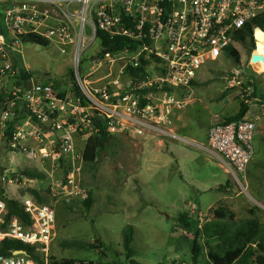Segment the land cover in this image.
<instances>
[{"label":"built area","instance_id":"obj_1","mask_svg":"<svg viewBox=\"0 0 264 264\" xmlns=\"http://www.w3.org/2000/svg\"><path fill=\"white\" fill-rule=\"evenodd\" d=\"M0 10V90H6L3 84L11 75L30 73L24 60L26 36L52 41L63 54L71 51L79 94L61 92L53 81L31 79L30 88L14 87L0 104V140L13 153L52 160L63 168L65 175L57 183L60 191L53 188V192L71 203L88 198L81 187L87 142L79 149L76 136L88 140L103 128L112 136L154 131L190 142L172 126L190 103L198 72L223 55L230 56V48L237 50L241 43L237 34L264 15V0H0ZM101 33L132 43L120 50L98 45L99 56L89 59L91 70L84 72L83 58L93 49L86 42L99 43ZM103 67L105 83L98 85L96 74ZM239 74L235 72L234 83ZM244 91L249 104L250 86ZM21 106L26 116L18 122ZM257 121V116L248 114L231 122L222 119L208 132L209 147L223 158L241 186L255 157ZM17 202L28 222L11 215L1 198L0 246L7 240L18 241L31 252L0 255V264H51L57 238L56 208L39 203L32 195Z\"/></svg>","mask_w":264,"mask_h":264},{"label":"rangeland","instance_id":"obj_2","mask_svg":"<svg viewBox=\"0 0 264 264\" xmlns=\"http://www.w3.org/2000/svg\"><path fill=\"white\" fill-rule=\"evenodd\" d=\"M87 31L90 34V28ZM49 42L48 47L26 43L24 60L30 67V78L24 74L7 77L3 84L6 90H0V104L9 98L8 92L14 87L30 88L31 79L53 81L61 92L73 86L78 89L71 51L63 54L57 44ZM89 45L93 49L83 58L84 72L91 70L89 59L99 56V43L86 42V46ZM237 51L238 61L228 54L223 55L218 62L208 63L198 72L188 105L191 104L194 126L210 122L212 126L237 114L240 101L247 98L244 86L253 81L249 113L258 117L255 157L246 176L241 178L242 186L230 174L214 168L210 155L195 145L162 137L154 131L142 136L115 135L98 154L95 163L82 166L81 187L93 201L90 209H86L82 201L66 203L54 195L53 188L60 191L57 183L65 175L63 168L59 169L52 160L13 153L5 141L0 140V184L4 196L20 201L26 195L36 198L32 191H37L45 204L57 210V238L51 248L53 258L94 264H130L123 247V231L131 225L134 228L133 259L139 264H211L210 248L221 251L224 243L209 242L207 235L201 234V253L195 261L192 248L197 227L202 230L208 226L209 232L217 228L234 230L247 220L257 221L264 227V68L258 61L257 40L249 38L237 44ZM235 72L240 74L234 83ZM106 74L104 67L97 71L98 85L105 83ZM20 108L18 122L26 116L25 109ZM150 134L177 150L172 154L167 147L160 146L158 139H153V143L145 142L142 147L140 141ZM86 140L81 134L76 136L77 147L82 149ZM28 174L44 177L32 179ZM226 181L218 188L222 195L210 190ZM184 198L193 203L188 211L181 201ZM211 203L214 205L207 211ZM185 213L192 215L191 222L195 225L192 230L178 223ZM68 241L93 247H73L66 243Z\"/></svg>","mask_w":264,"mask_h":264},{"label":"trees","instance_id":"obj_3","mask_svg":"<svg viewBox=\"0 0 264 264\" xmlns=\"http://www.w3.org/2000/svg\"><path fill=\"white\" fill-rule=\"evenodd\" d=\"M1 14V10H0ZM259 27L264 29V15L257 17L252 20L251 23L247 24L246 27L237 34L236 38L242 44L246 42L249 38L252 41L255 40L254 28ZM26 43H32L36 45H40L43 47L49 46V41L34 35L30 34L25 37ZM132 42L126 38H115L111 39L106 34H99V45L103 49L108 50H120L126 47L128 44ZM230 57L238 61L239 55L238 51L234 48L229 49ZM141 70V69H140ZM136 72V70H135ZM73 75V73H71ZM28 78H30L29 74H25ZM253 85V81H250L245 85L247 86ZM56 87V86H55ZM57 88V87H56ZM73 93L79 94L77 89L73 86L72 89ZM254 98V97H253ZM251 99V98H250ZM86 100H83V104H85ZM250 111V104L246 103L245 100L240 101V108L236 115L231 117L223 118L226 122L236 121L245 117ZM100 123V122H99ZM100 126H104V124H99ZM99 133L92 135L86 144L85 151H84V164H92L95 163L98 157V154L106 149L109 145L112 135L106 133L105 130H102ZM29 176L34 178H43V174H28ZM32 193L36 196L37 200L41 204H45V200L41 197V195L37 191H32ZM4 190L0 184V198L5 199L8 205V209L11 215H17L24 221L28 222L27 216L24 213L23 208L21 205L14 200H10L4 196ZM92 198L88 194V198L85 201H82V205L86 209H90L92 206ZM178 223L187 230L194 229V224L191 222V217L188 214H182L178 219ZM218 227V224H217ZM216 227V228H217ZM202 229V228H201ZM201 234H205L210 241H216L219 243H224V248L221 251H213L210 248L209 257L212 261L211 264H264V227L260 225L259 222L254 220H247L241 226L237 227L234 230H223L217 228L215 231L209 232L208 226L204 229L199 230L197 227L195 229V239L193 242V258L195 261L198 260L201 247L199 245V240L201 238ZM124 236V243L123 247L125 249V253L128 257V261L130 264H138L134 259V250L132 249V244L134 241V228L133 226H127L123 231ZM68 245L78 248H92L93 245L85 244L79 241H68L66 242ZM16 250H26L31 252L29 247L23 245L18 241H10L7 240L3 242L0 246V255L10 256L12 251ZM51 264H94L93 262H85V261H77V260H62L58 261L55 258L51 257Z\"/></svg>","mask_w":264,"mask_h":264},{"label":"crops","instance_id":"obj_4","mask_svg":"<svg viewBox=\"0 0 264 264\" xmlns=\"http://www.w3.org/2000/svg\"><path fill=\"white\" fill-rule=\"evenodd\" d=\"M190 106H191V104H190ZM190 106L188 105V107H186L184 110L180 111L177 114V116L175 117V120H174V126H172L173 131L175 133L185 137L186 139H188L190 141L189 143H184V144L195 145V146H197L198 149H200L201 151L206 153V155L209 154L210 157L214 160L213 167L223 171L222 172L223 174L229 175V167L226 164V162L223 160V158L216 151L212 150L208 145V132H209V129L212 127L210 124L211 122L207 123V124H200V126H194L195 123L192 122L194 115H193L192 111L190 110ZM248 115L254 117L250 113H248ZM152 135L151 134L149 136L147 135L144 138V140L140 141L142 144V147H143V144L145 142H152L153 139L154 140L158 139L160 146L167 147V150L168 151L170 150L172 152V154L175 152V150H177V148L175 146H172V148H170V145L168 144V142H165V144H164L162 139H159L158 136H152ZM178 142H180V141H178ZM181 143H183V142H181ZM227 181L225 183L216 184L210 190L217 192L219 196L222 195V193L220 191H218V188L223 186L224 184H226ZM221 199H222V197L219 200H217V202L220 201ZM181 201L184 204V206L187 208V211H188L189 206H193L192 201L188 200L187 198H184ZM213 205H214V203H211L206 208L207 211ZM190 211H192V207H191ZM199 213H200V211H199ZM190 216L192 217V215H190Z\"/></svg>","mask_w":264,"mask_h":264},{"label":"bare ground","instance_id":"obj_5","mask_svg":"<svg viewBox=\"0 0 264 264\" xmlns=\"http://www.w3.org/2000/svg\"><path fill=\"white\" fill-rule=\"evenodd\" d=\"M257 44H258V61L260 62V66L264 68V32H260L257 35Z\"/></svg>","mask_w":264,"mask_h":264},{"label":"water","instance_id":"obj_6","mask_svg":"<svg viewBox=\"0 0 264 264\" xmlns=\"http://www.w3.org/2000/svg\"><path fill=\"white\" fill-rule=\"evenodd\" d=\"M260 32H263V30L261 28H256L255 29V34H259ZM19 252V251H17Z\"/></svg>","mask_w":264,"mask_h":264}]
</instances>
